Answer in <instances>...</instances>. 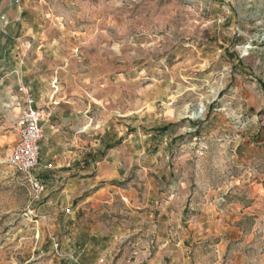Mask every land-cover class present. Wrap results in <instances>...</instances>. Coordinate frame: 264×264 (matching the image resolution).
<instances>
[{"label":"rangeland","instance_id":"1","mask_svg":"<svg viewBox=\"0 0 264 264\" xmlns=\"http://www.w3.org/2000/svg\"><path fill=\"white\" fill-rule=\"evenodd\" d=\"M20 85L117 179L73 198L40 164L36 195ZM0 264H264V0H0Z\"/></svg>","mask_w":264,"mask_h":264},{"label":"crops","instance_id":"2","mask_svg":"<svg viewBox=\"0 0 264 264\" xmlns=\"http://www.w3.org/2000/svg\"><path fill=\"white\" fill-rule=\"evenodd\" d=\"M35 103L46 112L42 121L44 136L40 142L41 173L51 171L57 179L68 178L66 194L73 198L103 181L117 179L118 158L115 153L106 152L108 141L102 127L94 126L89 122L92 118L79 113L56 111L52 101L43 102L42 106ZM98 192L95 191L92 197L96 198Z\"/></svg>","mask_w":264,"mask_h":264},{"label":"built area","instance_id":"3","mask_svg":"<svg viewBox=\"0 0 264 264\" xmlns=\"http://www.w3.org/2000/svg\"><path fill=\"white\" fill-rule=\"evenodd\" d=\"M23 93L21 101V113L14 130L18 134V140L11 150L8 163L17 171L25 175L26 182L36 195L45 189V182L36 172L41 164L40 142L44 136L42 121L46 116L43 109L36 107L35 98L26 85H20Z\"/></svg>","mask_w":264,"mask_h":264}]
</instances>
